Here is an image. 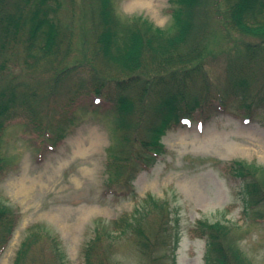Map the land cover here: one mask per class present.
<instances>
[{
    "label": "trees",
    "instance_id": "16d2710c",
    "mask_svg": "<svg viewBox=\"0 0 264 264\" xmlns=\"http://www.w3.org/2000/svg\"><path fill=\"white\" fill-rule=\"evenodd\" d=\"M170 3L169 23L159 27L119 13L115 0H0V180L14 122L56 145L89 94L104 102L93 101V112L110 124L105 187L116 193L134 191L136 174L165 153L169 130L203 122L239 96L243 108L264 107V0ZM219 64L216 84L210 71ZM231 169L253 206L264 205V168L235 161ZM20 220L0 197V257ZM172 220L169 202L150 194L116 219L95 218L83 264H177ZM194 231L206 241L204 264H254L240 227L198 220ZM13 264L70 262L59 235L35 223Z\"/></svg>",
    "mask_w": 264,
    "mask_h": 264
},
{
    "label": "rangeland",
    "instance_id": "374dc122",
    "mask_svg": "<svg viewBox=\"0 0 264 264\" xmlns=\"http://www.w3.org/2000/svg\"><path fill=\"white\" fill-rule=\"evenodd\" d=\"M145 1L115 0V5L123 15H141L165 27L170 0H152L151 6ZM223 69V64L212 67L214 83L223 80L219 79ZM257 86L264 94V82ZM93 101L98 102L89 94L84 102L87 107L76 110L79 118L56 145L47 140L42 144L43 137L20 121L8 128L0 197L18 208L21 220L0 264H13L28 227L35 223L46 224L59 235L70 264H83L81 251L93 236V220L116 219L149 194L169 202L171 224L180 236L177 264H204L206 241L194 231L198 220L240 227L243 252L254 264H264V205L253 206L244 190L245 180L231 169L235 161L264 168V107L243 108L248 100L239 96L225 110L213 111L202 124L195 121L169 130L162 138L165 153L136 174L134 191L116 193L115 188L105 187L110 124L93 112ZM98 104L102 108L104 102Z\"/></svg>",
    "mask_w": 264,
    "mask_h": 264
},
{
    "label": "bare ground",
    "instance_id": "6f19581e",
    "mask_svg": "<svg viewBox=\"0 0 264 264\" xmlns=\"http://www.w3.org/2000/svg\"><path fill=\"white\" fill-rule=\"evenodd\" d=\"M153 1L152 0H148V1H145L143 3L146 4L147 6H151L153 4Z\"/></svg>",
    "mask_w": 264,
    "mask_h": 264
}]
</instances>
